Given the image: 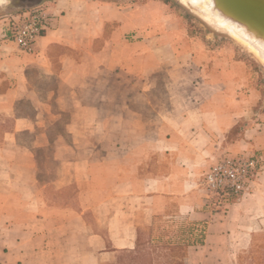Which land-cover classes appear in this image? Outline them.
I'll return each mask as SVG.
<instances>
[{"label": "crops", "instance_id": "1", "mask_svg": "<svg viewBox=\"0 0 264 264\" xmlns=\"http://www.w3.org/2000/svg\"><path fill=\"white\" fill-rule=\"evenodd\" d=\"M43 7L54 19L32 52L0 38V264H149L144 240L168 221L191 239L154 246L182 251L161 264H249L264 250L261 94L236 95L158 3ZM226 154L253 156L257 175L218 212L201 176Z\"/></svg>", "mask_w": 264, "mask_h": 264}, {"label": "rangeland", "instance_id": "2", "mask_svg": "<svg viewBox=\"0 0 264 264\" xmlns=\"http://www.w3.org/2000/svg\"><path fill=\"white\" fill-rule=\"evenodd\" d=\"M47 1L49 0L41 2L40 5L43 6ZM117 1H120L123 4L133 3L142 5L150 2L160 4L164 10H153L152 16L154 18L157 19L159 17L162 22V19L165 18L166 25H169L167 29H170L172 35H176L174 33H177L181 34L183 38L194 40L195 43L202 49V64L208 65L209 67L213 66L215 69L218 68L217 70L220 77H222L223 71H225L224 75L228 76L226 77V81H230L229 88L235 92L236 95L244 92V94L248 96L250 94L249 90L259 92L261 96L259 100L257 99V103L255 102L257 104L256 107L254 106L255 109H253L255 112L259 110L260 106H264V64L238 41L234 40L226 33L218 31L212 26L206 24L176 0ZM2 18H4V15H2V12H0V19ZM154 23H156V20ZM195 79L196 82H202L201 78L199 77ZM182 90V94L186 92V89ZM172 93L175 97H181L178 91L176 92L172 90ZM154 96L156 98L165 97L162 90H156ZM252 104H254V102ZM214 207L217 209V206ZM214 207H212V209L218 212L227 209L226 206H221L222 208L218 207L217 210ZM162 225L164 226V232L159 235L155 234L154 239L150 237L148 240H144L143 246L145 248V254L142 258L144 260H146V258L149 259V264H161V258L163 255H165V258H171L169 263H173L177 261L178 258H180L182 253V251L179 249H172L171 251L163 252V250H157L154 246H158L159 244H161V246H169L177 244L182 240L191 239L186 232L182 233L179 230L180 226L176 227L174 222H163ZM172 226L174 227V230ZM176 229L179 231L176 232ZM186 229L187 228H185L183 231ZM259 243L261 247H264V235L259 239ZM125 256H128L129 259H124L122 262L118 261V263L131 264L132 259L135 258L132 253L122 254V257ZM249 264H264V250L257 251L252 256V261Z\"/></svg>", "mask_w": 264, "mask_h": 264}, {"label": "built area", "instance_id": "3", "mask_svg": "<svg viewBox=\"0 0 264 264\" xmlns=\"http://www.w3.org/2000/svg\"><path fill=\"white\" fill-rule=\"evenodd\" d=\"M53 19L41 5L4 15L0 19V38H10L20 51L30 53L35 41L51 28ZM256 175L257 161L253 156L226 154L215 160L201 176L208 205L227 207L249 189Z\"/></svg>", "mask_w": 264, "mask_h": 264}, {"label": "water", "instance_id": "4", "mask_svg": "<svg viewBox=\"0 0 264 264\" xmlns=\"http://www.w3.org/2000/svg\"><path fill=\"white\" fill-rule=\"evenodd\" d=\"M45 0H0L2 15L16 13L40 5ZM193 15L218 31L238 41L264 64V0H204L208 4L186 5Z\"/></svg>", "mask_w": 264, "mask_h": 264}, {"label": "bare ground", "instance_id": "5", "mask_svg": "<svg viewBox=\"0 0 264 264\" xmlns=\"http://www.w3.org/2000/svg\"><path fill=\"white\" fill-rule=\"evenodd\" d=\"M180 2H182L183 4H186V5L198 4V5H201L202 8H204V7L206 8L208 6V4L206 2H204V0H181ZM259 45L261 48H263L264 47V41H261V43H259Z\"/></svg>", "mask_w": 264, "mask_h": 264}, {"label": "trees", "instance_id": "6", "mask_svg": "<svg viewBox=\"0 0 264 264\" xmlns=\"http://www.w3.org/2000/svg\"><path fill=\"white\" fill-rule=\"evenodd\" d=\"M194 227H195V229L197 227V229H196V232H195V234H194V236L192 238L193 239V243H201L202 242L203 235H204V228L198 227L197 225H195ZM131 258H133V257H131ZM132 261H133V259H132Z\"/></svg>", "mask_w": 264, "mask_h": 264}]
</instances>
